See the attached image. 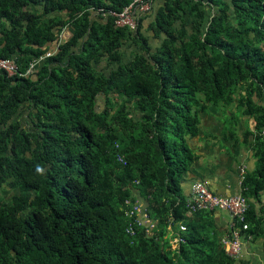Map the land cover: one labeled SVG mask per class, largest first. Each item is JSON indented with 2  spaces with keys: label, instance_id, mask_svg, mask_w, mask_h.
<instances>
[{
  "label": "trees",
  "instance_id": "trees-1",
  "mask_svg": "<svg viewBox=\"0 0 264 264\" xmlns=\"http://www.w3.org/2000/svg\"><path fill=\"white\" fill-rule=\"evenodd\" d=\"M132 1L0 0V59L22 74L0 71V264L234 263L210 212L179 186L197 113L264 92V0H162L147 26L155 46L140 17L130 31L90 12ZM125 42L135 49L122 61ZM245 106L259 118L240 195L246 234L261 236L251 209L264 187V107ZM136 205L154 222L148 234L129 215ZM170 233L182 239L174 250Z\"/></svg>",
  "mask_w": 264,
  "mask_h": 264
},
{
  "label": "crops",
  "instance_id": "crops-1",
  "mask_svg": "<svg viewBox=\"0 0 264 264\" xmlns=\"http://www.w3.org/2000/svg\"><path fill=\"white\" fill-rule=\"evenodd\" d=\"M162 0H153L149 13L141 15V32L151 40L147 26L153 19L155 10ZM191 18L185 17L187 22ZM188 28V25H187ZM66 38V31L61 32L59 41ZM135 49L125 42L120 48L122 61H126ZM38 65H36V68ZM264 107V92L245 95L239 90L227 107L208 106L197 113L198 133L186 140L188 148L195 156L194 162L180 180V196L188 199L193 182L202 183L213 195L226 197L240 194L242 177L255 170L256 159L253 156V137L256 132L258 114H246L245 104ZM252 212L262 223V235L251 233L244 240L239 256L233 264H264V187L259 192V203L253 202ZM210 220L221 236L229 231L230 219L225 212H210Z\"/></svg>",
  "mask_w": 264,
  "mask_h": 264
},
{
  "label": "built area",
  "instance_id": "built-area-1",
  "mask_svg": "<svg viewBox=\"0 0 264 264\" xmlns=\"http://www.w3.org/2000/svg\"><path fill=\"white\" fill-rule=\"evenodd\" d=\"M151 4L152 0H133L120 12L110 10L103 11L102 9H94L90 10V12L93 15L99 14L102 17L112 18L116 27H124L130 31H134L137 25V19L141 15L150 12ZM49 55L50 53L46 54L44 57H48ZM44 57L32 60L28 64L24 75L30 74ZM0 71L4 72L7 76H22V74L17 72V66L13 60L0 59ZM258 134L259 137L264 140V126L260 129ZM187 202L191 203L190 206L194 208V210L209 212L222 211L228 215L230 219V231L221 238L220 244L226 256L232 258L238 256L243 247L244 237L242 236V233L248 229L244 220L245 211L247 209L245 198L240 194L226 197L216 196L213 195L202 183L193 182L190 186V193ZM124 203L127 205L126 202ZM131 214L140 216V223L145 225L146 234H148V232L154 227V222L149 218L142 206L136 205L132 207V210L129 211V215ZM177 229L178 231H184V227L181 225H179ZM129 230L132 231L131 229ZM172 235L174 238L170 239V246L173 244V248L171 246V249L174 250L176 245L180 243L182 239L176 233H170V236Z\"/></svg>",
  "mask_w": 264,
  "mask_h": 264
},
{
  "label": "clouds",
  "instance_id": "clouds-1",
  "mask_svg": "<svg viewBox=\"0 0 264 264\" xmlns=\"http://www.w3.org/2000/svg\"><path fill=\"white\" fill-rule=\"evenodd\" d=\"M36 171H37L38 173H42V172H43V169L40 168V167L38 166V167L36 168ZM181 226H182V225H181ZM176 230H178V229H176ZM229 231H230V229H229ZM229 231H228L226 234H228ZM173 232H174V231H173ZM226 234H224V235H226ZM224 235H223V236H224ZM223 236H222V237H223ZM242 236L244 237V238H243V243H244V240H245V239H248L249 236H248V234H246V231H244V232L242 233ZM222 237H221V238H222ZM220 240H221V239H220ZM220 245H221V244H220ZM223 253H224V252H223ZM239 254H240V253H239ZM238 256H239V255H238ZM236 257H237V256H236ZM236 257H235V258H236ZM230 258H232V257H230ZM232 259H234V258H232Z\"/></svg>",
  "mask_w": 264,
  "mask_h": 264
},
{
  "label": "rangeland",
  "instance_id": "rangeland-1",
  "mask_svg": "<svg viewBox=\"0 0 264 264\" xmlns=\"http://www.w3.org/2000/svg\"><path fill=\"white\" fill-rule=\"evenodd\" d=\"M15 192L14 191H9V190H7V191H4V192H2V194H1V196H3V198H4V200L5 201H7L8 199H9V197L12 195V194H14ZM174 231V230H173ZM172 243V242H171ZM171 246H172V248H173V244H171ZM170 246V247H171ZM172 250V249H171Z\"/></svg>",
  "mask_w": 264,
  "mask_h": 264
}]
</instances>
